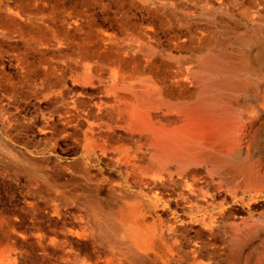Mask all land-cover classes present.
Wrapping results in <instances>:
<instances>
[{"label": "rangeland", "instance_id": "rangeland-1", "mask_svg": "<svg viewBox=\"0 0 264 264\" xmlns=\"http://www.w3.org/2000/svg\"><path fill=\"white\" fill-rule=\"evenodd\" d=\"M0 264H264V0H0Z\"/></svg>", "mask_w": 264, "mask_h": 264}, {"label": "crops", "instance_id": "crops-1", "mask_svg": "<svg viewBox=\"0 0 264 264\" xmlns=\"http://www.w3.org/2000/svg\"><path fill=\"white\" fill-rule=\"evenodd\" d=\"M129 224H131V223H129ZM129 227L131 228V232H132V235H134V237H136L137 235L141 234V232H139L136 228H134V226L130 225Z\"/></svg>", "mask_w": 264, "mask_h": 264}]
</instances>
